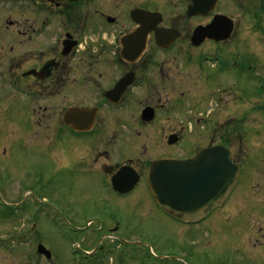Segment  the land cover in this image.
<instances>
[{
	"label": "flooded vegetation",
	"instance_id": "1",
	"mask_svg": "<svg viewBox=\"0 0 264 264\" xmlns=\"http://www.w3.org/2000/svg\"><path fill=\"white\" fill-rule=\"evenodd\" d=\"M177 1L180 8L176 6V11L167 15L155 8L154 0H0V133L11 136L17 131L32 145L45 147L59 169L76 172L71 177L74 180L99 183L97 195L106 200L109 194L110 202L118 206L119 198L139 189L151 199L146 186V172L154 159L151 135H162L165 140L177 134L179 143L190 142L193 146L199 142L193 138H187L186 142V137L200 135L201 129H205L204 120L212 115V125L208 124L204 135L210 137L208 143L191 147L181 157L200 147H226L240 168L239 180L226 201L208 212L203 220L178 222L199 229L206 223L204 226H211L213 231L227 225L226 230L231 233H244L256 227L248 225V215L264 216V142L259 145L251 142L259 135L264 139V92L255 98L251 115L242 112L230 62L242 57L244 61L264 63V0H217L213 8H198L199 13L211 11L205 15L188 13L193 0ZM235 8L244 21L237 32ZM153 12L162 16L157 27L168 30L167 48H160L154 31L150 32ZM218 14L234 20L230 37L206 38L195 45L192 40L195 29L209 25ZM207 43L214 45L211 55L202 53V46ZM237 48L241 52H236ZM160 56L167 62L179 60L180 68L171 70L170 64L159 60ZM209 57L215 58L212 63ZM184 61L199 66L195 67V75L201 80L200 93L205 97L184 89L173 99L192 104L197 99H211L215 106L201 111L195 110L194 105H185L181 108V115H187L184 121L167 122L172 119L161 116L164 106L160 105L159 89L164 88L168 72L179 78L171 82L184 83L180 78L186 76L189 66ZM223 103L225 106L220 107L218 114L217 108ZM75 107L96 109L90 131L79 132L65 122L66 112ZM248 131L253 134L251 141L245 142ZM103 136H110L115 142L97 143ZM68 137L84 143L62 144L63 140L68 142ZM6 141L0 146L2 173L10 167L8 162L12 158L11 138ZM146 147H150L149 151ZM173 147L167 144L164 153L157 157L175 155ZM250 156L258 159L249 168L246 163ZM123 166L133 168L140 177L133 190L126 193L116 191L112 185V176ZM154 207L161 212L158 206ZM209 219L211 223H207ZM22 226L28 238L18 239L16 247L29 249L12 253L16 247L8 246V240H0V251L4 250L2 264H23L26 260L32 264H74L54 254L38 225L28 229L27 225ZM259 231H264V225L259 226ZM33 232L35 243L30 238ZM40 246L45 248L40 251ZM96 249H85L84 253Z\"/></svg>",
	"mask_w": 264,
	"mask_h": 264
},
{
	"label": "rangeland",
	"instance_id": "2",
	"mask_svg": "<svg viewBox=\"0 0 264 264\" xmlns=\"http://www.w3.org/2000/svg\"><path fill=\"white\" fill-rule=\"evenodd\" d=\"M173 4L176 5L167 7ZM154 5L155 8L167 12V15L176 11V6L180 8L177 0L172 3L169 0H154ZM238 11L235 8L233 12L238 25L236 32L241 22L244 23L241 12ZM213 48L214 45L209 43L202 46L203 55H211ZM236 52H241V49L237 48ZM159 60L170 64L171 70L180 68L179 60L167 62L162 56ZM235 62L230 70L233 83L239 89V102L242 103L239 107L246 115H251L255 98L264 92V63L253 59L244 61L242 57L236 58ZM184 63L186 64L185 61ZM186 65H189L186 66V76L180 78L184 83L179 85L178 81L171 82L170 80L179 78H174L168 72L169 77L163 84L164 88L159 89L160 105L164 106L161 116L172 119L167 122L184 121L187 115H181V108L185 105H194L195 110L201 111L215 106L211 99H197L193 104L186 102L187 100L179 103L176 98L173 99V95L178 96L184 89L195 92L199 97H205L200 93L203 90L201 80L195 75L199 66ZM174 73L177 74L176 71ZM172 90L174 91L171 93ZM222 105L225 106V103L217 108L218 114H221L219 112ZM211 117L212 115L204 120L205 129H201L200 135L192 137L189 134L186 142L187 138H193V141L199 142L195 145L208 143L210 137L204 135L207 134L208 124L212 125ZM165 125L168 126V123ZM252 134L248 131L244 141L248 142ZM8 137L12 142V158L8 162L11 165L4 173L0 170V240H8V246L16 247L18 239L28 238L26 228H21L24 224L27 229L38 225L43 229V239L48 242L54 254L62 260L67 258L76 264H92V260L95 264H264V244H260L264 243V231H259V226L264 225V216L248 215L246 222L256 227L249 228L244 233H231L226 230L227 225L218 231H213L211 226H204L206 223L200 229L182 226L161 212L152 211L147 204L149 200L145 197L148 194L141 189L132 195L119 198L120 205L116 206L110 202L109 194L106 200L105 197L97 195L100 190L99 183L72 179V174L76 172L59 169L51 153L45 151V147L32 145L19 132L15 131L11 136L0 133V146L8 142ZM67 140L68 142L63 140L61 143H84L72 140L71 137ZM165 140L162 135L150 136V147H153L154 156L164 153V147L167 146ZM114 142L110 136H103L97 143ZM251 142L256 145L263 144V136H255ZM184 143H177L172 150L183 155L195 146H191L190 142L186 145ZM24 147L28 148L23 149ZM150 147H146V150L149 151ZM242 148L250 150V147ZM146 153L149 155V152ZM257 159V156H250L246 165L252 167ZM241 188H244L243 185ZM210 221L211 219L207 223H211ZM30 238L35 243L36 234L33 232ZM92 247L97 248L93 250L95 253L85 255V249ZM28 249V246H19L12 253ZM3 255L4 250L0 251V258ZM32 263L29 260L23 262Z\"/></svg>",
	"mask_w": 264,
	"mask_h": 264
},
{
	"label": "water",
	"instance_id": "3",
	"mask_svg": "<svg viewBox=\"0 0 264 264\" xmlns=\"http://www.w3.org/2000/svg\"><path fill=\"white\" fill-rule=\"evenodd\" d=\"M193 2L194 6L188 11L190 15L195 14L196 8L203 7L202 2L211 5L215 0ZM161 20L160 13H150V29L155 28ZM231 30L232 22L226 20L225 16L217 15L210 25L195 31L194 40L199 44L206 37L224 39ZM156 36L157 40L166 37L167 30H156ZM95 111V108H70L65 114V122L76 130H89L93 125ZM151 111L152 109L150 113ZM175 141V137L169 140L170 143ZM238 174L239 168L232 164L225 148L210 147L188 159H157L149 166L148 184L160 206L181 214L186 219H194L214 208L226 197ZM134 182V173L125 168L113 177V185L119 191L132 189Z\"/></svg>",
	"mask_w": 264,
	"mask_h": 264
}]
</instances>
